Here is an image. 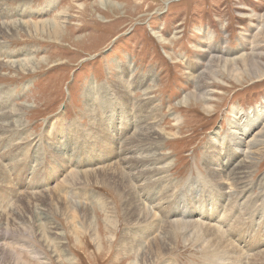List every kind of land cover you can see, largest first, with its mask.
Returning a JSON list of instances; mask_svg holds the SVG:
<instances>
[{
    "label": "rangeland",
    "instance_id": "obj_1",
    "mask_svg": "<svg viewBox=\"0 0 264 264\" xmlns=\"http://www.w3.org/2000/svg\"><path fill=\"white\" fill-rule=\"evenodd\" d=\"M0 15L19 27L0 35V264H214L202 236L175 230L164 255L156 239L172 233L169 202L186 183L235 192L213 182L206 159L216 137L224 157L233 110L264 106V0H0ZM55 16L58 40L28 27ZM225 49L254 57L235 73L215 63V76L207 64ZM204 71L208 105L194 96ZM103 100L118 106L114 123L99 114ZM143 129L155 140L140 143ZM262 156L237 198L257 216L239 233L219 229L237 252L223 263L264 264ZM220 218L203 223L226 227Z\"/></svg>",
    "mask_w": 264,
    "mask_h": 264
},
{
    "label": "bare ground",
    "instance_id": "obj_2",
    "mask_svg": "<svg viewBox=\"0 0 264 264\" xmlns=\"http://www.w3.org/2000/svg\"><path fill=\"white\" fill-rule=\"evenodd\" d=\"M28 8L30 9V7H28ZM28 13H29V11H28ZM23 14H25V12H23ZM0 17H1V15H0ZM30 18H31V16H30ZM27 24L29 25L28 26L29 28L33 27L31 30L35 33L42 32V31H45L47 29L46 31H50V35L56 36L57 40L61 37V34L59 32L61 30L60 29L61 22H60L59 18H57V16H55L53 21H51V22L44 21L41 23H36V22L32 23L31 21H29ZM4 27H5V29L7 28L8 31L9 30L12 32L19 31V27H17V25L14 24L13 22L10 24L0 22V35L5 34V32H3L5 30ZM255 40L256 41L258 40L257 36H255L254 41ZM26 50L27 49H24L23 50L24 52L21 51L20 54L25 53ZM207 50L208 51L206 53H208L209 55L213 54V51H209V49H207ZM203 51H204V49H203ZM253 52L255 53L256 49H253ZM230 53H231V51L225 49V50L220 51V54L217 53L218 56L213 55V57L210 58L209 63L207 64V66H208L207 70L211 71L210 73L214 74L215 76L218 75V73H219L218 71L215 72V69L213 71V68L216 67L213 65H215V63H217V64H220V66L223 70H230V71L232 70V72L235 73L241 69V66H245V65H241L244 63V59H246V58L252 59L254 57V55L251 56L250 53L247 55L242 54L241 56H236V55H234L232 53L230 54ZM26 62H24V63H26ZM22 63L23 62H20V63L18 62V65L19 64L22 65ZM23 67H26V66H23ZM217 68H218V66L216 67V70H217ZM196 69H197V67H196ZM207 74H209V73H207V71H204V72H201L200 74H198V76H196L197 88H198V89H196V91H197L198 95L196 94L194 96H195V101L196 100L202 101V103H205L208 105L210 100H212L210 98L212 93L206 91L207 85H209V84H206V82H205V84L203 83L208 78ZM121 91L124 95H127V92H125L123 90H121ZM90 92H91V90H90ZM185 100H188V99H185ZM106 101L107 100H103V102L99 106V110H100L99 114L101 115L102 118L108 116L107 117L108 123L110 121H112L114 123L115 118H112L111 116H113V114L119 113L116 110L118 108V106L114 105L111 107L108 104L104 105V102H106ZM108 101H110L111 103L115 102V101L112 102L110 99H108ZM117 104L122 107L121 101H120V103L117 101ZM138 109H139L138 112H141V113L146 112V114H150V111H148L147 108L139 106ZM115 112H117V113H115ZM151 113H152V111H151ZM110 114H111V116H109ZM231 116H232L233 120L229 122L230 137L228 140V141H230V146L228 147L226 152H224L225 153L224 157H221L219 150H221V148H223V146L225 145V139L224 138L219 139L218 137L214 138V140H212V142H213L212 145L214 146L215 149L218 150V153L213 152L215 154L214 156L208 154V159H206V160H207V162H210V163H208L206 170L212 169V172H208V174L212 175L213 182H215V180L217 182H220L222 179L225 181H230L231 188H233L235 190V192L233 194L225 193L226 190L228 191L229 187L227 188L224 185H218V184H216V190L208 189V188H206L205 185L200 184L197 180L193 181V183L191 185H189V183H190L189 182V183H186L185 186L180 187L179 188L180 190H178L176 196L174 195L175 200L173 202H169V204H170L169 208L171 210L168 211V216H167L168 219L167 220H168L169 224H167V226L170 225L169 227L172 229V233L170 231L168 232V230H163L164 236L161 239H158V238L156 239L157 240L156 246L159 248L158 250L161 251V255L162 254L164 255L166 250L169 251V249L167 248L168 244L166 245L165 243L166 242L168 243V241L172 240L173 238L175 240L177 239V235L175 233V230H176L178 233H182V231H183L185 234H188V235L190 234L191 236H194V238L197 235L202 236V238L205 239L204 240L205 246L209 247L207 251H210L209 252V253H211L210 256L211 255L214 256V262L215 263L214 262L213 263L214 264H226L228 261L226 263H223L224 256L225 257L228 256L230 259V255L235 256L237 254V252H235L233 250V248H234V247L232 248L233 244H231V242L226 240L227 239L225 237L226 233L224 232V234H222L219 229L223 228L222 230L225 231V228H226V232L228 231V232L235 233V234H236V232L239 233L242 230L241 227L244 226V224H242V220H243V218H245V216L248 217V219L249 218L253 219V217L257 216L256 210L251 211L250 208L248 207L249 205L247 206L248 202L244 203V205H243V202L240 203L241 200H238L237 198L239 197V195H240V197L242 196L241 195V189L243 190L246 187V184L242 185V183H244V181L248 179V174L245 172V170H249V168L253 164L257 165V162L263 158L262 154L264 153V106L258 107L252 111H249V112H244L242 109H236V110H233ZM107 118H105V119H107ZM234 122L236 124H233ZM122 124H124V122ZM146 129L145 130L143 129L144 133L142 134V136L140 138V143L145 142V141L150 142V140H155L156 135H155L154 129H149V130H146ZM0 130H3V128L0 127ZM106 140L110 145H112L113 142L116 141V137H114V138L112 137L110 139L106 138ZM86 141H87V139H86ZM133 144H135V143H133ZM113 149H114V146L112 147V150ZM115 150L117 151V148ZM133 162H136V161L135 160L131 161L130 162V163H132L131 166L134 165L136 168H139L137 165H135V163L133 164ZM54 169H55V167H54ZM225 169H226V171H225ZM55 170H57V169H55ZM227 171L230 172V173H228V176L222 175L224 173H227ZM75 172H76V170H75ZM149 172L150 171H148V174H149ZM123 175L128 176L127 174H124V173H123ZM156 175H157V173H156ZM86 178H88V177H86ZM3 179H6V178L4 177ZM0 183H2V182H0ZM245 183H246V181H245ZM251 183H252V181H251ZM156 186H157L156 183H151L148 188L153 189ZM9 188H10V186H9ZM238 191H239V193H238ZM136 193H138V192H136ZM136 193L134 192L132 187H130V190L125 193L126 199H130V201L132 203H133V201H138V200H136ZM252 199H254V198H252ZM236 200H238V201L235 202ZM226 203H227V206H225V208L223 209L222 205H224V204L226 205ZM253 204H255V203H253ZM253 206H255V205H253ZM237 208H239L240 211L237 210ZM142 211H144V210H142ZM147 212H145L144 217L146 215H148ZM138 216H139L138 214L135 215V213H134V217H138ZM219 216L221 218H220V221L217 223L221 224V221L224 222L226 220V222H227L226 227L220 226V228H215L213 226H210L207 223H203V222L209 223V220L216 219ZM139 218H141V217L139 216ZM149 218H150V216H149ZM245 220H247V219L245 218ZM148 221H151V222H148ZM148 221H146L148 223V225L144 224V229H145L144 231L145 232H143V235H139L138 237L133 235L131 237L136 238V240L132 239L131 241L139 242L138 238H141L144 235L149 236L151 234V232L154 229L153 227H155V224H157V227H158L159 223H157L156 218L154 219V221H152V220H148ZM249 222L251 223V221H249ZM50 229H53V227ZM135 234H136V232H135ZM55 236H57V234ZM226 236H228V235H226ZM237 236L238 235H236L234 237L237 238ZM208 243H209V245H208ZM129 245H130V243H129ZM212 245L214 246L215 249L220 250L222 245H223V248H227V249H223L224 253L220 250L223 254L219 252V255H218L216 250H212L213 248L211 250H209L210 246L213 247ZM139 246H141V245H139ZM234 246H237V245L234 244ZM4 250H6V249H4ZM209 253H208V255H209ZM206 254H205V256H206ZM253 254H255V253H253ZM263 254H264V252H263ZM263 254H262V256H264ZM156 255L161 256V255H158L157 253H156ZM239 255H240V252H239ZM248 255L250 256V254H248ZM257 258L260 259L259 256ZM262 258H264V257H262ZM154 260H157V259H154ZM211 260H213V259H211ZM245 260H247V259L245 258ZM218 261H221V263H218ZM256 261H257V259H256ZM261 261H262V259H260V261H258V262L260 263ZM234 264H237V263H234Z\"/></svg>",
    "mask_w": 264,
    "mask_h": 264
}]
</instances>
